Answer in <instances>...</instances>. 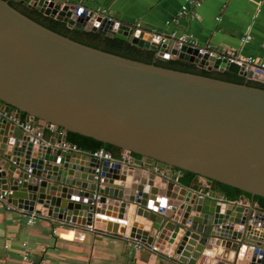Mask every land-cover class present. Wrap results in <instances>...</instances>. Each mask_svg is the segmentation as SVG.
Returning a JSON list of instances; mask_svg holds the SVG:
<instances>
[{
	"label": "water",
	"instance_id": "1",
	"mask_svg": "<svg viewBox=\"0 0 264 264\" xmlns=\"http://www.w3.org/2000/svg\"><path fill=\"white\" fill-rule=\"evenodd\" d=\"M14 1L70 28L155 50L159 59L264 84L226 58L174 40L160 44L152 33L133 32L108 16H75L55 0ZM9 2L0 0V192L9 191L6 202L80 226L103 220L108 232L160 249L168 244L163 253L181 264H264V210L254 202L264 198V88L78 43ZM21 113L38 137L20 127ZM45 128L61 134L55 144L43 140ZM68 131L122 150L109 166L102 162V184L95 179L98 158L58 145ZM160 170L235 187L250 202L243 195L239 203L227 202L216 189L188 190Z\"/></svg>",
	"mask_w": 264,
	"mask_h": 264
},
{
	"label": "crops",
	"instance_id": "2",
	"mask_svg": "<svg viewBox=\"0 0 264 264\" xmlns=\"http://www.w3.org/2000/svg\"><path fill=\"white\" fill-rule=\"evenodd\" d=\"M55 2L68 5L80 2L87 9L100 8L108 17L124 24L139 23L149 32L171 37L186 34L196 46L209 48L216 54L233 49L240 58H255L264 63V0H203L199 5L194 0ZM182 6L185 11L181 10ZM246 36L249 39L241 41ZM19 120L23 121L21 117ZM42 138L55 144L60 133L45 128ZM159 174L188 190L202 187L204 192H210L216 189L201 176L164 170ZM221 195L224 198L223 193ZM236 202L239 203V198ZM243 202L249 203L250 200L244 197ZM255 205L260 209L256 202ZM29 214L0 202V264H27L24 253L40 264H181L163 253L164 249L170 252L168 244L157 250H152L154 246L147 243L137 247L135 239L106 231L103 220L94 221L89 230L42 214H36L30 224L27 222ZM249 257L250 253L244 260Z\"/></svg>",
	"mask_w": 264,
	"mask_h": 264
},
{
	"label": "trees",
	"instance_id": "3",
	"mask_svg": "<svg viewBox=\"0 0 264 264\" xmlns=\"http://www.w3.org/2000/svg\"><path fill=\"white\" fill-rule=\"evenodd\" d=\"M9 5L15 10L19 11L23 15L32 19L33 21L41 24L42 26L60 34L78 43L100 49L112 54H116L125 58L141 61L144 63H151L157 66L170 68L174 70L189 72L193 74H199L202 76L217 78L234 83H247L249 85H254L264 88V84H260L251 80H246L243 76L231 72H219L217 70H206L204 68H199L194 63L185 62L177 58H170L168 60L159 59L156 56V51L151 49H145L133 45L127 41L120 40L117 38H110L102 35L95 31H85L75 28H70L65 22L55 20L48 16L43 15L41 12L35 8H30L24 4L10 0ZM20 117L24 120L26 117L25 113H21ZM46 131V130H45ZM61 135V134H60ZM66 142L75 145L80 151L91 153L97 149H105L112 153L114 158H119L121 156L122 150L118 147L112 146L110 144H104L92 137L84 136L75 132L68 131L66 133ZM134 156V155H133ZM138 157V155H135ZM180 171V170H178ZM183 172V171H180ZM188 176H195V174L190 172H183ZM216 189L221 191L225 198L228 200H236L240 195L245 197H250L248 193H245L235 187L213 182ZM254 202L264 210V198L255 196Z\"/></svg>",
	"mask_w": 264,
	"mask_h": 264
},
{
	"label": "built area",
	"instance_id": "4",
	"mask_svg": "<svg viewBox=\"0 0 264 264\" xmlns=\"http://www.w3.org/2000/svg\"><path fill=\"white\" fill-rule=\"evenodd\" d=\"M203 0H194V3L196 5H199L200 2H202ZM69 10H71L72 13H74L75 16H84L86 18L89 19H96L98 16H107L106 14H104V10H101L100 8H95V9H87L82 3H77L74 5H69ZM182 11H185V6H182ZM193 17V16H191ZM133 28V32H140V31H147L144 28L141 27V25L139 23L130 25ZM149 32V31H147ZM152 33V37L156 40L159 41V43H163L166 42L167 40H174L176 41L179 45H187V46H191V47H196L198 48V53L200 55H203L205 53H208L211 56H216L219 58H226L229 62H234L239 66H244V71L245 72H251L254 75H256L257 77H261L264 79V63L260 60L257 59H252V58H240L238 57V55L236 54V52L233 49H227L223 52H220L218 54H216L215 52H212L209 48H201L196 46V44L186 35V34H179L178 36L175 37H171V36H165V35H161L155 32H150ZM249 39V36H246L245 38H242L241 41L246 42ZM174 58V57H173ZM244 78L246 80H249L248 78H246V76H244ZM20 127L28 132H35V129L31 126V123L29 122H24V121H18ZM36 137L39 136V132H35ZM62 149L64 150H69V151H75V152H80V150L73 144H70L68 142H62L58 144ZM91 156L96 157L100 160V164L98 167L95 168V179L96 182L98 183V185L103 183L104 177L102 175H100V167L102 162H108V166L112 163L115 162L117 159L113 157L112 153L105 150V149H97L94 152L90 153ZM175 180H177V178H175ZM7 194H9V191H3L0 192V202L1 203H7L6 202V197ZM36 214L31 212L29 214L28 223H33L35 218H36ZM93 225H86L85 227L87 229H92ZM135 241V246L137 247H141L142 242L138 241V240H134ZM152 250H157L156 247H152ZM23 258L25 260L28 261L27 264H40V262H34L33 260H31L28 256L27 253L23 254Z\"/></svg>",
	"mask_w": 264,
	"mask_h": 264
}]
</instances>
